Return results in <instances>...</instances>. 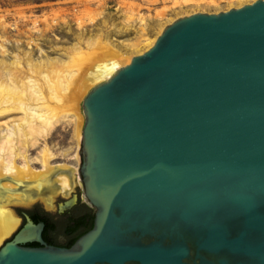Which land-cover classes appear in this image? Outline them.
Wrapping results in <instances>:
<instances>
[{
  "label": "water",
  "instance_id": "obj_1",
  "mask_svg": "<svg viewBox=\"0 0 264 264\" xmlns=\"http://www.w3.org/2000/svg\"><path fill=\"white\" fill-rule=\"evenodd\" d=\"M82 111L92 230L53 248L23 214L0 264H264V1L175 21Z\"/></svg>",
  "mask_w": 264,
  "mask_h": 264
},
{
  "label": "rangeland",
  "instance_id": "obj_2",
  "mask_svg": "<svg viewBox=\"0 0 264 264\" xmlns=\"http://www.w3.org/2000/svg\"><path fill=\"white\" fill-rule=\"evenodd\" d=\"M207 1L198 0L199 3ZM215 1L219 5L217 8L199 5L200 12L197 13L219 14L228 11L227 3H222L221 0ZM172 3V0H0V82H6L5 80L11 78L12 73L16 72V76L22 75L36 82L47 99V91L38 73L46 70L48 63L70 65L71 61L74 65H78L81 60H84L98 64L96 60L102 63V55L107 54L111 49L129 56L130 45H138L144 38L155 39L181 14H197L195 6L174 8ZM96 39L98 45L89 47L88 40L95 41ZM74 48H78L79 51ZM44 67L46 69H42ZM83 98L76 105L82 121L80 131L84 123ZM66 105L64 109L57 112L59 115L56 114V116L74 114L69 103ZM67 108L68 111H66ZM2 109L0 104V131L4 132L7 126L11 127L18 123L16 120L21 117V113L17 111L3 115L1 114ZM73 127L71 120L59 125L23 155L33 170L42 168L43 150H49L55 154L56 160L53 164H66L77 169L75 175L77 187L71 194L77 198V206L73 209L75 213L72 212L76 216L85 211L82 205L86 203L78 176L82 131L79 132V139L75 140ZM66 153H69L68 156H62ZM74 156L77 158L74 159ZM17 164L21 165L20 159H17ZM23 191L34 193V190L17 187V192ZM66 199L58 197L54 204L55 209L52 211L43 206L41 202H35L30 206L13 205L8 208L16 218L19 217L17 231L23 225L20 214L45 211L49 213L57 231L62 233L67 217L57 215L56 209L57 204H62ZM16 232L3 244L10 241Z\"/></svg>",
  "mask_w": 264,
  "mask_h": 264
},
{
  "label": "bare ground",
  "instance_id": "obj_3",
  "mask_svg": "<svg viewBox=\"0 0 264 264\" xmlns=\"http://www.w3.org/2000/svg\"><path fill=\"white\" fill-rule=\"evenodd\" d=\"M172 1L174 8L195 6L196 13L200 12L199 5H209V7L215 8L219 6L215 0H208L209 2L205 3H199L198 0ZM257 1L259 0H221L222 3L228 4V11L250 6ZM190 16H192L190 13H184L177 20ZM177 20H174L172 24ZM141 26L144 27L145 24H141ZM159 36L155 39H158ZM155 39L144 38L138 45H130V57L111 49L109 52L105 50L108 53L102 55V63L96 60L97 63L99 62L98 64L84 60H81L78 65H74L70 60V62L68 61L70 65L48 63L47 69L46 67L42 68L46 70L37 72L47 91V99L43 96L42 88L36 82L22 75L16 76V72L12 73L11 78L5 80L6 82H0V104L3 108L1 114L7 115L17 111L21 113H19L21 117L16 120L18 123L11 127L7 126L4 132L0 131V248L3 242L19 228L18 217L16 218L8 207L13 205L30 206L35 202H41L43 206L52 211L55 209L54 204L58 197L67 198L64 202L70 200L69 196L77 187L75 177L77 169L75 167L66 164H53L56 160L55 154L49 150H43L42 168L33 170L26 162L24 152L35 147L56 127L69 120L74 125L75 140L79 139V132L83 128L80 131L82 121L76 109L77 102L83 96L84 100L91 89L110 79L119 69L128 66L132 58L148 52L156 43L157 39L156 41ZM88 43L89 47L98 45L97 39L95 41L88 40ZM74 49L79 51L78 48ZM90 87L92 88L89 90ZM67 103L74 114L67 113L56 116L57 112L64 109ZM68 154L62 156L66 157ZM76 158L77 156H74V159ZM17 159H20L21 165L17 164ZM17 187L34 190V193L29 191L19 193Z\"/></svg>",
  "mask_w": 264,
  "mask_h": 264
},
{
  "label": "flooded vegetation",
  "instance_id": "obj_4",
  "mask_svg": "<svg viewBox=\"0 0 264 264\" xmlns=\"http://www.w3.org/2000/svg\"><path fill=\"white\" fill-rule=\"evenodd\" d=\"M57 206H58V204H57ZM76 206H77V200H76L75 205L71 209L63 212L62 214H59L56 211L57 215H59V216L60 215H65L67 217V221H66V223L64 225V229L62 230V233H59L57 231V228H56L55 224L53 223V221L49 217L50 216L49 213H47L45 211L41 212V214H44L43 218L46 219L48 224H52L53 225L52 230H50V231L47 230L48 232L46 231V228H45V225H44V230H43L42 236L46 238V240L45 241L43 240V241L45 242V244L47 246H50V247H53V248L68 249V244H69L70 239L75 237L74 235H71L70 232L67 230L68 227L70 226V224H72V222H70V219L74 218V220H75L76 218H80L81 216L87 214L89 212V210L91 209L86 204H84L82 206L84 207L85 211L83 213L75 216L72 212H74L73 209ZM23 214H25V213L20 214V217L22 218V222H23V225H24V222H25L24 219L25 218H24ZM26 215H27V213H26ZM23 225H22V227H23Z\"/></svg>",
  "mask_w": 264,
  "mask_h": 264
},
{
  "label": "trees",
  "instance_id": "obj_5",
  "mask_svg": "<svg viewBox=\"0 0 264 264\" xmlns=\"http://www.w3.org/2000/svg\"><path fill=\"white\" fill-rule=\"evenodd\" d=\"M43 215L44 214H41L40 212L27 213V217H29L34 224L43 223L45 225L46 231L52 230L53 225L48 224L46 219L43 218ZM70 222H72V224H70L67 230L70 232L71 235H74L75 237L70 239L68 249L71 248L80 237L92 230L94 222V213L92 210H89L87 214L81 216L80 218H76L75 220L74 218H71ZM42 239L44 241L46 240V238L43 236ZM27 247L39 248V245L33 244L27 245Z\"/></svg>",
  "mask_w": 264,
  "mask_h": 264
}]
</instances>
